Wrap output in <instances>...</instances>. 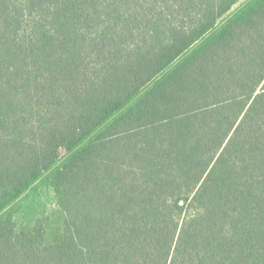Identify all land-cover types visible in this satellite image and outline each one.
Segmentation results:
<instances>
[{
    "label": "trees",
    "instance_id": "16d2710c",
    "mask_svg": "<svg viewBox=\"0 0 264 264\" xmlns=\"http://www.w3.org/2000/svg\"><path fill=\"white\" fill-rule=\"evenodd\" d=\"M244 1L0 0V264H264Z\"/></svg>",
    "mask_w": 264,
    "mask_h": 264
},
{
    "label": "water",
    "instance_id": "95a60500",
    "mask_svg": "<svg viewBox=\"0 0 264 264\" xmlns=\"http://www.w3.org/2000/svg\"><path fill=\"white\" fill-rule=\"evenodd\" d=\"M251 0H246V1H244L239 7H237V9H235L226 19H224L222 22H221V24L219 25V26H217L216 28H215V30H217L220 26H222L225 22H227L233 15H235L240 9H242L244 6H246L249 2H250ZM210 35V33L207 35V36H205L201 41H200V43L203 41V40H205L208 36ZM194 49V47L193 48H191L183 57H185L186 55H188L192 50ZM183 57H181L179 60H177L172 66H170L166 71H165V73L168 71V70H170L172 67H174L175 65H177L180 61H181V59L183 58ZM164 74V73H163ZM163 74H161L157 79H155L147 88H145L140 94H138L129 104H131L133 101H135L141 94H143L149 87H151L158 79H160L162 76H163ZM129 104L128 105H126V107L127 106H129ZM125 107V108H126ZM125 108H123L120 112H122ZM119 112V113H120ZM118 113V114H119ZM114 117H112V118H110L108 121H107V123L108 122H110L112 119H113ZM107 123H105L104 125H106ZM104 125L102 126V127H104ZM102 127H100L96 132H98ZM96 132H94L91 136H89L79 147H81L83 144H85ZM79 147H77V148H79ZM76 148V149H77ZM75 149V150H76ZM72 153V152H71ZM70 153V154H71ZM63 160H61L59 163H57L54 167H52L49 171H47L41 178H39L24 194H22L18 199H16L11 205H9L8 207H6L3 211H1L0 212V216L5 212V211H7L9 208H11L15 203H17L24 195H26L31 189H32V187H34L37 183H39L47 174H49L52 170H54L61 162H62Z\"/></svg>",
    "mask_w": 264,
    "mask_h": 264
}]
</instances>
